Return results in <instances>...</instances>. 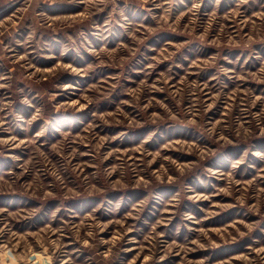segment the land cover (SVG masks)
Returning <instances> with one entry per match:
<instances>
[{
	"label": "rangeland",
	"instance_id": "374dc122",
	"mask_svg": "<svg viewBox=\"0 0 264 264\" xmlns=\"http://www.w3.org/2000/svg\"><path fill=\"white\" fill-rule=\"evenodd\" d=\"M0 264H264V0H0Z\"/></svg>",
	"mask_w": 264,
	"mask_h": 264
}]
</instances>
